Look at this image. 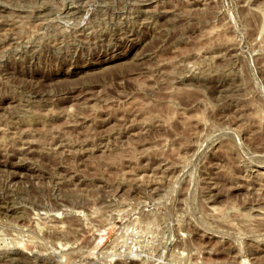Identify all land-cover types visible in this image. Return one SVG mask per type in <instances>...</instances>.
Returning <instances> with one entry per match:
<instances>
[{
  "label": "rangeland",
  "instance_id": "rangeland-1",
  "mask_svg": "<svg viewBox=\"0 0 264 264\" xmlns=\"http://www.w3.org/2000/svg\"><path fill=\"white\" fill-rule=\"evenodd\" d=\"M0 264H264V0H0Z\"/></svg>",
  "mask_w": 264,
  "mask_h": 264
}]
</instances>
